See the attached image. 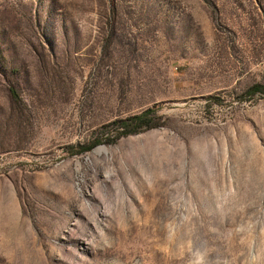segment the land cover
Here are the masks:
<instances>
[{"label": "rangeland", "instance_id": "obj_1", "mask_svg": "<svg viewBox=\"0 0 264 264\" xmlns=\"http://www.w3.org/2000/svg\"><path fill=\"white\" fill-rule=\"evenodd\" d=\"M254 84L264 0H0V264H264Z\"/></svg>", "mask_w": 264, "mask_h": 264}, {"label": "trees", "instance_id": "obj_2", "mask_svg": "<svg viewBox=\"0 0 264 264\" xmlns=\"http://www.w3.org/2000/svg\"><path fill=\"white\" fill-rule=\"evenodd\" d=\"M263 92H264V85L261 84H254L246 90V93L248 95H254ZM151 112H152L151 110L147 109L138 115L130 116L122 120H115L112 123L114 124V130L117 132V134H121V135H127L133 133L136 130L134 128L133 129L130 128L131 125H137V126L143 125L146 122L145 120L146 116L151 114ZM97 142L95 141L91 145L81 146L79 151L80 152L89 151L92 148V146L96 145Z\"/></svg>", "mask_w": 264, "mask_h": 264}, {"label": "bare ground", "instance_id": "obj_3", "mask_svg": "<svg viewBox=\"0 0 264 264\" xmlns=\"http://www.w3.org/2000/svg\"><path fill=\"white\" fill-rule=\"evenodd\" d=\"M101 151H105V149L102 147V148H98V149L96 150V152H98V153H100Z\"/></svg>", "mask_w": 264, "mask_h": 264}]
</instances>
